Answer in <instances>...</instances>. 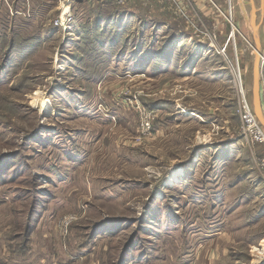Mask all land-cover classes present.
<instances>
[{
	"label": "rangeland",
	"instance_id": "374dc122",
	"mask_svg": "<svg viewBox=\"0 0 264 264\" xmlns=\"http://www.w3.org/2000/svg\"><path fill=\"white\" fill-rule=\"evenodd\" d=\"M168 1L0 0V264H264V5Z\"/></svg>",
	"mask_w": 264,
	"mask_h": 264
},
{
	"label": "water",
	"instance_id": "95a60500",
	"mask_svg": "<svg viewBox=\"0 0 264 264\" xmlns=\"http://www.w3.org/2000/svg\"><path fill=\"white\" fill-rule=\"evenodd\" d=\"M251 21L253 22L254 19V9H252L251 13ZM258 75H259V64L258 59L256 63L254 62L253 67V88H252V94H253V108H254V114L257 116L259 121L264 126V116L262 113L261 103H260V86L258 83Z\"/></svg>",
	"mask_w": 264,
	"mask_h": 264
},
{
	"label": "built area",
	"instance_id": "2783aa9c",
	"mask_svg": "<svg viewBox=\"0 0 264 264\" xmlns=\"http://www.w3.org/2000/svg\"><path fill=\"white\" fill-rule=\"evenodd\" d=\"M113 3H115L116 5H124L126 4L127 2H129L130 0H111ZM63 17V16H62ZM64 18V17H63ZM65 20V19H63ZM248 105V104H247ZM253 119V121H255L254 119V116L252 115V112H251V108L249 106H247V110H246V119L250 122V120ZM147 129H149V126L147 127Z\"/></svg>",
	"mask_w": 264,
	"mask_h": 264
},
{
	"label": "crops",
	"instance_id": "0c3cea01",
	"mask_svg": "<svg viewBox=\"0 0 264 264\" xmlns=\"http://www.w3.org/2000/svg\"><path fill=\"white\" fill-rule=\"evenodd\" d=\"M165 1V0H164ZM168 1V0H167ZM260 2V9L262 10V5H264V0H259ZM169 2V1H168ZM171 4V2H169ZM250 6H251V9H254V14H255V8H254V4L252 2V0H250L249 2ZM7 263V262H5ZM15 264H19L17 261L15 262Z\"/></svg>",
	"mask_w": 264,
	"mask_h": 264
},
{
	"label": "bare ground",
	"instance_id": "6f19581e",
	"mask_svg": "<svg viewBox=\"0 0 264 264\" xmlns=\"http://www.w3.org/2000/svg\"><path fill=\"white\" fill-rule=\"evenodd\" d=\"M64 8H65V10H64V12H63V16L65 17V15H68L69 13L67 14V12H68V9H67V8H68V7H67V8L64 7ZM251 26H252V29H253V28L255 27V26H254V23H251ZM253 30H254V29H253ZM256 59H257V55L255 56V60H254L255 63H256V61H257ZM262 63H264V59L262 60ZM174 176H176V175H174Z\"/></svg>",
	"mask_w": 264,
	"mask_h": 264
},
{
	"label": "trees",
	"instance_id": "16d2710c",
	"mask_svg": "<svg viewBox=\"0 0 264 264\" xmlns=\"http://www.w3.org/2000/svg\"><path fill=\"white\" fill-rule=\"evenodd\" d=\"M4 263V262H3Z\"/></svg>",
	"mask_w": 264,
	"mask_h": 264
}]
</instances>
